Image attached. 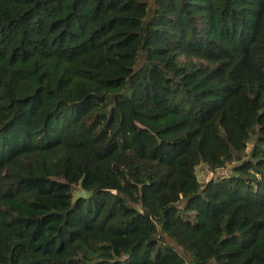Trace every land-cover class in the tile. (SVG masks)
<instances>
[{
    "label": "trees",
    "instance_id": "trees-1",
    "mask_svg": "<svg viewBox=\"0 0 264 264\" xmlns=\"http://www.w3.org/2000/svg\"><path fill=\"white\" fill-rule=\"evenodd\" d=\"M0 264H264V0H0Z\"/></svg>",
    "mask_w": 264,
    "mask_h": 264
},
{
    "label": "rangeland",
    "instance_id": "rangeland-1",
    "mask_svg": "<svg viewBox=\"0 0 264 264\" xmlns=\"http://www.w3.org/2000/svg\"><path fill=\"white\" fill-rule=\"evenodd\" d=\"M219 172L222 174V173H226L227 170H225V171L219 170ZM197 175L201 181H206V180L212 178L213 176L216 177L217 175H219V173L211 171L210 168L208 167V165L202 164V165L198 166V168H197Z\"/></svg>",
    "mask_w": 264,
    "mask_h": 264
}]
</instances>
